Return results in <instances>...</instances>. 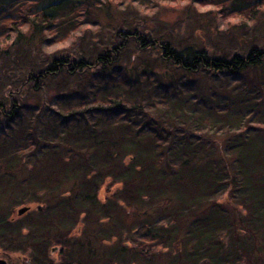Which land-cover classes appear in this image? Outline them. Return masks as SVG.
<instances>
[{"label": "trees", "instance_id": "16d2710c", "mask_svg": "<svg viewBox=\"0 0 264 264\" xmlns=\"http://www.w3.org/2000/svg\"><path fill=\"white\" fill-rule=\"evenodd\" d=\"M167 1L194 0H0V55L21 52L7 64L16 84L0 87V253L15 258L5 264H154L165 254L168 264H264V37L254 36L264 0H195L214 5L232 42L210 53L140 27ZM91 27L100 39L85 50L44 51L94 38ZM130 45L138 57L157 46L175 78L200 82L184 93L170 75L154 87L171 110L141 111L112 89L127 83L115 61ZM82 73L81 90L46 95L52 79ZM105 182L115 191L101 199ZM116 205L135 207V220L103 230Z\"/></svg>", "mask_w": 264, "mask_h": 264}, {"label": "rangeland", "instance_id": "374dc122", "mask_svg": "<svg viewBox=\"0 0 264 264\" xmlns=\"http://www.w3.org/2000/svg\"><path fill=\"white\" fill-rule=\"evenodd\" d=\"M172 5L171 2L167 1L164 2L163 6H158L152 9L147 8L145 11L144 20L145 22L140 25L141 28L146 29L152 36L157 37L160 40V36H163L165 40H170L173 44L177 46L179 43L183 42H192L197 45H205L209 53L212 50L215 49H222V50H231L232 49V42L229 40L228 37H222L219 35L220 32L223 31L224 28H226V25L224 22L219 23L214 17L209 14L210 10H215L216 8L214 5H205V6H199L196 1L194 0L192 3L193 7H188L185 1L179 6V7H167L166 5ZM162 5V4H161ZM138 9L137 17H140V15L143 13V10ZM139 12H141L139 14ZM155 13V14H154ZM131 16L134 17V13H131ZM139 20H142L140 17ZM145 25V26H144ZM215 27L216 31L215 34H212L209 29ZM105 31L108 33L109 29L104 28ZM91 32L94 33L93 37H88L82 44L80 43H58L54 44L53 46L45 49L49 54L55 53L57 51H63L70 52V51H79V50H85V45L92 40L98 41L100 38L96 36V33H98L97 29L94 27H91ZM222 30V31H221ZM199 32V36L197 34ZM170 35V37L165 36ZM255 37H264V33H261L260 35L254 34ZM104 39V38H103ZM261 41H258L260 43ZM264 44V41H263ZM135 48L132 47V45L127 46L118 56V59L115 61V66L117 69L120 70L121 73H123L127 78V83L123 85H115L112 89L116 91L115 94L123 96V100H126L128 103L137 104L140 106V110L146 111L150 114L159 113V111H165L167 113L168 110H171V108L168 106V102L163 101L160 99V96L158 94L157 84L163 83V81L168 80L171 76H174V69L171 67H163L161 64H159L157 57V53L159 52L157 46H153V48L150 49L148 53L144 52L139 57L136 55ZM142 57V58H140ZM21 60V52L19 50V47H16L15 45L13 47H10L9 50L2 53L0 55V87L1 88H8L10 86H6L8 83H10L12 80L16 84L15 77L12 76V74L8 75L9 66L7 64H17ZM144 72V74H142ZM165 74V76H164ZM178 78L176 79V83L178 84V90L181 92L186 93V85H190V87H195L199 82L200 78L197 75L194 78L190 76H176ZM86 80H88L87 75L82 73L78 75L76 78H67V77H56V79L51 80V86L48 87V92L46 95L56 93V92H63V91H71L74 89L81 90L83 88V85L85 84ZM247 81H251V77L247 78ZM204 82L205 87H208V91H206V88H203L204 91H206L207 95H210L212 91V84L208 82ZM155 86V87H154ZM176 86V84H175ZM45 89L47 86L45 85ZM2 90V89H1ZM8 90V89H7ZM6 90V91H7ZM188 92V91H187ZM2 93V92H1ZM18 93H21L23 95L22 89L19 90ZM45 93V92H44ZM3 100L5 98H8L7 96H0ZM48 97V98H47ZM213 97V94L212 96ZM49 96H46L45 101L49 99ZM34 98L29 99V103L34 102ZM163 117H167L165 114ZM180 121L183 122L182 118L180 117ZM205 131L204 129H201ZM202 131V132H203ZM206 134L207 132H203ZM219 136V135H218ZM109 182H105L102 187L99 190V197L103 199L104 197L109 198V196L115 191L114 186H109ZM110 187V188H108ZM135 207L128 206L124 210H122V207L120 205H116L115 209L109 215V218L102 222L101 225H103L101 228L103 230H106L107 228H113L111 225L116 223L117 221L119 224H122L123 226L127 223H132L135 219L131 217L133 215L131 212L134 210ZM24 212V210L22 211ZM14 217L17 214V209L12 214ZM19 215H22L19 214ZM82 215L80 216V222H83L81 219ZM117 220V221H116ZM94 221V220H93ZM91 222L92 224H89L90 226L96 225L95 222ZM122 222V223H121ZM124 222V223H123ZM111 224V225H110ZM87 224H82V227L86 228ZM78 224L73 225V229L75 230L77 228ZM81 227V228H82ZM114 230V228H113ZM134 233V232H133ZM128 236V235H127ZM126 236V237H127ZM125 235H123L122 239H126ZM115 236H111L106 240L105 242H111L115 240ZM222 241L225 245H227V239L223 238ZM177 247L175 246V249ZM225 248V246H224ZM174 253V252H172ZM158 255V254H156ZM258 255V254H257ZM159 256V255H158ZM153 256V262L154 264H168L170 260L172 259L171 256H167L165 254L162 257ZM0 258L7 261L12 262L15 260L14 257L6 256L2 253H0ZM258 258V257H257ZM162 259V260H161ZM222 259L223 262L227 263H234L229 260ZM262 258L260 259V261ZM258 261V259H257ZM140 262V261H139ZM140 264V263H139ZM236 264V263H235Z\"/></svg>", "mask_w": 264, "mask_h": 264}, {"label": "water", "instance_id": "95a60500", "mask_svg": "<svg viewBox=\"0 0 264 264\" xmlns=\"http://www.w3.org/2000/svg\"><path fill=\"white\" fill-rule=\"evenodd\" d=\"M56 250H57V247H52L50 251L54 252ZM0 264H5V261L3 259H1V258H0Z\"/></svg>", "mask_w": 264, "mask_h": 264}]
</instances>
